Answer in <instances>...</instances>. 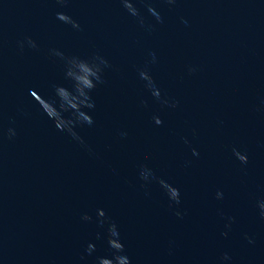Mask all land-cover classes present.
Instances as JSON below:
<instances>
[{
    "label": "water",
    "instance_id": "1",
    "mask_svg": "<svg viewBox=\"0 0 264 264\" xmlns=\"http://www.w3.org/2000/svg\"><path fill=\"white\" fill-rule=\"evenodd\" d=\"M262 204L264 0H0V264H264Z\"/></svg>",
    "mask_w": 264,
    "mask_h": 264
},
{
    "label": "clouds",
    "instance_id": "2",
    "mask_svg": "<svg viewBox=\"0 0 264 264\" xmlns=\"http://www.w3.org/2000/svg\"><path fill=\"white\" fill-rule=\"evenodd\" d=\"M63 17V15H60L59 16V19L60 18H62ZM143 75V74H142ZM93 80H92V78H91V80L89 81V84H88V90H91L95 85L93 84V82H92ZM62 90H64L63 88H58L57 89V95H58V97H59V93L62 91ZM80 95L81 96H84L85 95V92H81L80 93ZM154 95H156V96H158L159 95V93L157 92V93H154ZM80 103H82V102H80ZM51 106L54 108V106L51 104ZM62 107H63V105H62ZM89 107H91V105H89ZM42 109H43V111L47 114V116L49 117V118H51V119H53L54 121H56V126H57V128H61L62 129V124L64 125V121L61 119V116H60V118H59V121L57 120V119H54L52 116H50L49 115V113H48V111H46L45 110V108H43L42 107ZM79 111V110H78ZM83 120L85 121V122H87V123H91V120H90V118L89 117H87V116H83ZM155 122H156V124H160L161 123V121L157 118L156 120H155ZM236 156H237V158L241 161V163H247V157L245 156V155H242V154H240V153H236ZM174 192H175V195H174V197H172L174 200H177V202H178V195H179V193H178V190H175L174 189ZM222 197V194L221 193H217V198H221ZM261 208L262 209H264V204H262L261 205ZM103 213V212H102ZM103 215H104V213H103ZM102 215V216H103ZM85 219H88V217H85ZM112 242L113 241H110V246L112 247ZM120 245V247L119 248H113L115 251H117V252H121V251H123V248H122V245L121 244H119ZM89 250H91V247H90V249ZM104 261H109V260H107V259H105V260H103L102 261V264H104ZM117 261H118V264H122V262H124V264H129V261L126 259V258H120V257H117Z\"/></svg>",
    "mask_w": 264,
    "mask_h": 264
}]
</instances>
